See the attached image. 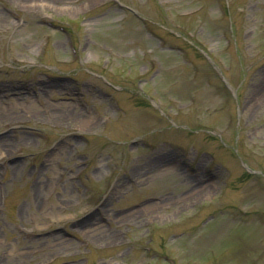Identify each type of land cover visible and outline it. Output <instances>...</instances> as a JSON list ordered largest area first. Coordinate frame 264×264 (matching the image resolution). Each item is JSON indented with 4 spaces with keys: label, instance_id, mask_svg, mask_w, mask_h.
<instances>
[{
    "label": "rangeland",
    "instance_id": "1",
    "mask_svg": "<svg viewBox=\"0 0 264 264\" xmlns=\"http://www.w3.org/2000/svg\"><path fill=\"white\" fill-rule=\"evenodd\" d=\"M227 1L0 0V264H264V0Z\"/></svg>",
    "mask_w": 264,
    "mask_h": 264
}]
</instances>
